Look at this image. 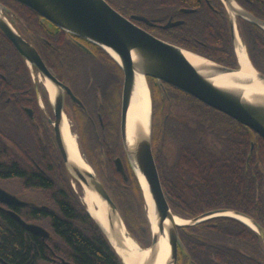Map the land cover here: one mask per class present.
I'll list each match as a JSON object with an SVG mask.
<instances>
[{"label": "trees", "instance_id": "1", "mask_svg": "<svg viewBox=\"0 0 264 264\" xmlns=\"http://www.w3.org/2000/svg\"><path fill=\"white\" fill-rule=\"evenodd\" d=\"M107 1L154 18H183V24L156 28L154 33L224 65L239 66L230 14L222 0ZM236 1L264 20V0ZM181 8L196 10L183 13ZM237 23L252 64L264 74V29L240 16ZM16 60L25 64L24 59ZM175 92L170 94L174 103L166 106L169 110H158L153 145L173 212L191 219L209 210L231 209L251 216L264 228V139L191 94L176 88ZM34 139H27L26 146L23 144L24 152L18 146L7 149L0 139V178L21 179L25 189L38 193L32 206L17 211L25 220L49 227L54 237L43 240L0 211V222L6 226L4 229L0 225V257L9 264H39L52 256L48 244L63 259L75 264H124L89 213L81 197V185L78 183L80 192L73 187V177L54 139ZM12 160L25 161L23 176L17 168L4 164ZM130 169L139 207H123L131 199L127 194L120 198L119 186L110 185V193L127 228L146 247L150 223L140 183ZM117 175L115 171L113 177ZM8 187L17 190L12 183ZM179 232L184 246L178 264L188 259L198 264H264L261 237L237 218L219 216L179 228Z\"/></svg>", "mask_w": 264, "mask_h": 264}, {"label": "water", "instance_id": "2", "mask_svg": "<svg viewBox=\"0 0 264 264\" xmlns=\"http://www.w3.org/2000/svg\"><path fill=\"white\" fill-rule=\"evenodd\" d=\"M16 1L37 11L40 15L57 26L85 37L91 42L101 46L110 53L122 67L124 72L121 116L122 141L129 159L130 167L135 173L142 189L152 233L150 245L144 248H156L159 242L167 237L170 252L166 264H177L178 247L182 243L179 228L195 225L215 216H231L241 220L237 216L241 215L250 219L253 225L246 224L252 227L264 242V228L251 216L236 210L214 209L191 219L182 218L173 212L163 189L159 169L153 153V102L151 89L148 83V77H153L159 82H166L191 94L207 105L226 113L242 124L250 127L264 139V90L256 88L255 86H250L253 85L255 81H260L264 86L263 73L259 72L252 64L256 70L255 77L243 78L240 76V66L232 67L224 65L169 40L163 39L133 22L114 8L107 0ZM222 2L225 4L230 14L232 36L236 50L238 40L241 39L242 42H244L239 33L237 17H243L259 25L263 29L264 20L256 17L250 11L242 7L237 1L240 9L232 15L225 1L222 0ZM183 11L191 12L193 9L184 8ZM133 18L147 21L146 18L138 15H134ZM182 22L183 20L175 22L169 20L164 27L175 26ZM0 28L11 39L16 49L29 63L37 65L54 85L59 84L58 80L48 71V68L37 50L18 34L3 18H0ZM188 54L194 56L196 59H191ZM138 74L144 76L150 95V110L147 117V126L142 120L138 122L135 121L134 123L130 120L133 90ZM248 87L252 89L248 91ZM52 104L55 111V120L53 122L55 138L66 168L73 179L77 180L81 185L82 190L84 188L83 184L88 185L96 191L101 200L105 202L106 218L109 221L110 230H112V228H114L112 223L113 217L117 214L121 216L118 206L93 168V171L84 172L72 164L71 161H67V149L61 132V121L65 115L63 111V99L57 95L54 101H52ZM117 170L127 177L125 168L120 159L117 160ZM140 176H143L146 181V189ZM146 190L149 193L150 199L147 198ZM83 198L82 195V199ZM0 202L9 206H23L29 204L27 201L3 187H0ZM87 209L121 257L122 262L128 264L125 257L118 251L119 249H117L118 247L128 249L120 239L121 237L115 235L116 244H113L107 231H105L106 223H103L94 216L89 210L88 205ZM10 212L12 216L30 232L43 237H49L50 232L44 226L34 222H27L13 210H10ZM177 217L184 220V222H177ZM128 234L139 243L131 235L129 230ZM155 258L156 254L151 252V255L149 257L147 256L144 264H155ZM62 262L64 264H75L65 259H62Z\"/></svg>", "mask_w": 264, "mask_h": 264}, {"label": "flooded vegetation", "instance_id": "3", "mask_svg": "<svg viewBox=\"0 0 264 264\" xmlns=\"http://www.w3.org/2000/svg\"><path fill=\"white\" fill-rule=\"evenodd\" d=\"M108 2L110 3V1ZM110 4L133 22L153 34H155L156 28H165L164 25L169 20L172 22L183 20L181 24L185 22L183 18H176L174 15H171L167 20H163L162 18H154L146 14L127 10L126 8L116 7L112 3ZM0 5V18L5 19L18 34L37 50L48 71L58 80L59 84H55V86L58 89L57 95L63 99L65 116L73 122L83 154L93 169L97 171V176L108 192L110 193V185L128 186L131 182L129 176L130 164L121 134L124 85L122 67L101 46L85 37L57 26L32 8L16 0H0ZM183 9L181 8L183 13H190L183 11ZM187 9L196 10L195 8ZM134 15L142 16L148 22L143 19L133 18ZM17 57L24 59L25 64L20 60H16ZM12 63L13 65H11ZM41 76L45 81L49 80L37 65L27 61L16 49L11 39L0 28V139L4 141L7 149L11 146H18L24 152L23 144L26 146L27 139L38 137L41 140L42 137L46 138L47 136L54 139L56 146H58L53 125L55 111L41 84ZM148 83L153 102V147L158 110L168 111L169 108H166V106L173 105L174 102L170 99V94L176 93V87L166 82H159L153 77H148ZM254 146L255 142H252V149ZM118 159L121 160L127 177L117 170ZM4 164L17 168L21 174H24L26 169L25 161L12 160ZM115 171L118 173L116 178L113 177ZM23 174L19 175L23 176ZM18 180L21 181V179ZM9 182L13 183L14 180L0 178V187L7 189L29 203L23 206H9L0 202L1 214L15 219L10 210L19 214L18 208L32 206L31 204L35 202L26 199L22 194H17L15 189L11 190L5 184ZM0 225L6 229L5 224L0 222ZM22 227L25 228L24 226ZM44 227L50 232L49 237H43L25 229L43 240L54 237L52 230L45 225ZM181 241L182 243L178 247V259L181 247L184 246L182 239ZM47 246L52 249V256L40 262L64 264L61 255L50 245L47 244ZM0 264L9 263L0 257ZM183 264L198 263L188 259Z\"/></svg>", "mask_w": 264, "mask_h": 264}, {"label": "bare ground", "instance_id": "4", "mask_svg": "<svg viewBox=\"0 0 264 264\" xmlns=\"http://www.w3.org/2000/svg\"><path fill=\"white\" fill-rule=\"evenodd\" d=\"M227 4L228 8L231 11V14L234 15L240 8L239 4L236 2V0H224ZM236 55L238 58L239 66H240V76L241 77H255L256 70L254 69L245 44L242 42V40H238L236 45ZM188 56L191 59H196L194 56L188 54ZM45 86L49 90L50 98L52 101H54L55 97L57 96L58 89L57 87L49 80L45 81ZM252 87H256L259 89L264 90V86L260 81H255L253 85H250ZM252 88L248 87V91H250ZM150 110V95L147 83L145 81V78L142 74L137 75V79L135 82L134 90H133V101H132V109H131V118L130 120L133 121V123L136 121H144L145 125L147 126L148 121V114ZM61 132L63 135L64 143L67 147V151L69 153L70 161L72 164L77 166L79 169L86 171H93L91 165L87 162V160L83 157L81 154L78 142L76 136L73 134L69 120L64 115L61 121ZM141 177V181L146 189V181ZM84 186V202L86 205H88L89 210L91 213L96 216L100 221L103 223H106L105 225V231H107L111 241L113 244H116L115 235L120 236L123 243L126 245L128 249H122L121 247H118V251L125 257V260L128 264H144L146 262L147 256L149 257L151 255V252L156 254V258L154 263L155 264H166L169 257V243L167 237L163 238L159 244L158 247L153 249H146L144 247H141L139 243H137L129 234L127 227L121 218L119 214L115 215L112 219V223L114 228L110 230L109 221L106 218V204L101 200L100 196L96 191H94L91 187H89L86 184H83ZM147 198L150 199L149 193L146 190ZM242 221L249 225H253L250 219L237 215ZM105 217V218H104ZM177 222L183 223L184 220L180 218H176ZM101 222V223H102ZM147 247V246H146ZM131 255V256H130ZM130 256V257H129Z\"/></svg>", "mask_w": 264, "mask_h": 264}, {"label": "rangeland", "instance_id": "5", "mask_svg": "<svg viewBox=\"0 0 264 264\" xmlns=\"http://www.w3.org/2000/svg\"><path fill=\"white\" fill-rule=\"evenodd\" d=\"M244 43V42H243ZM41 84H42V86L44 87V91L47 93V96H48V99H49V101H50V103L52 104V100H51V98H50V93H49V90L46 88V86H45V79L41 76ZM159 108V107H158ZM158 110V109H157ZM67 117V116H66ZM68 118V117H67ZM68 120H69V124H70V127H71V130H72V132H73V134L76 136V138H77V142H78V136H77V133H76V130H75V126H74V124H73V122L68 118ZM62 137H63V135H62ZM78 144V147H79V150H80V152H81V154L83 155V157L86 159V157L84 156V154H83V151H82V149H81V147H80V144H79V142L77 143ZM65 147H66V145H65ZM66 149H67V147H66ZM67 161L69 160L70 161V157H69V153H68V151H67ZM87 160V159H86ZM68 161V162H69ZM88 162V161H87ZM89 163V162H88ZM93 168V167H92ZM94 170V169H93ZM131 170V169H130ZM95 171V173L98 175V173H97V171L96 170H94ZM7 186L8 185H10V182L9 183H5ZM13 184V186H15L16 188H17V194H22V196L23 197H25L26 199H29V200H34V199H36V194H38V193H36L35 191H33V190H31V189H25L24 187H23V185L20 183V180H14V182L12 183ZM72 185H73V187L75 188V189H77V191L78 192H80V190H79V184H78V181L77 180H75V179H72ZM127 187H129V188H126L125 186H123V185H120L119 186V188H118V192H119V195H120V198L121 197H124V195H126L127 194V197L128 198H130L131 200H130V203L128 204V205H124L123 207L127 210L129 207H132L133 205L136 207V208H138L139 207V200H138V197H135V192H136V190H135V188H134V186H133V184L130 182L129 183V185L127 186ZM10 188V187H9ZM80 189H81V187H80ZM12 190V189H11ZM82 190V189H81ZM84 192V188H83V190H82V193H81V197H82V194H83V197H84V194L85 193H83ZM110 195H111V193H110ZM112 197V196H111ZM113 199V198H112ZM133 199V200H132ZM114 200V199H113ZM133 202L135 203V204H133ZM116 203V202H115ZM117 204V203H116ZM118 206V205H117ZM118 209H119V211H120V214H121V216H122V218H123V215H122V212H121V210H120V208L118 207ZM144 211H145V213H146V216H147V209H146V207H144ZM148 218V217H147ZM123 220H124V218H123ZM125 222V221H124ZM126 225V224H125ZM42 226H44L43 224H42ZM46 228V227H45ZM47 229V228H46ZM129 230V229H128ZM129 232L131 233V231L129 230ZM131 235L135 238V236L131 233ZM151 235H152V233H150V235L148 236V240H149V244L147 245V246H149L150 245V243H151ZM136 239V238H135ZM137 240V239H136ZM138 241V240H137ZM139 242V241H138ZM140 243V242H139ZM141 245V244H140ZM142 246V245H141ZM182 248V247H181ZM40 264H49V263H43V262H40Z\"/></svg>", "mask_w": 264, "mask_h": 264}]
</instances>
